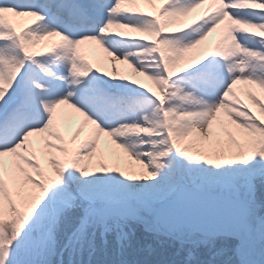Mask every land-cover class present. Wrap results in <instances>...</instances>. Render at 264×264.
<instances>
[{
  "label": "snow or ice",
  "instance_id": "1",
  "mask_svg": "<svg viewBox=\"0 0 264 264\" xmlns=\"http://www.w3.org/2000/svg\"><path fill=\"white\" fill-rule=\"evenodd\" d=\"M0 264H264V0H0Z\"/></svg>",
  "mask_w": 264,
  "mask_h": 264
},
{
  "label": "bare ground",
  "instance_id": "2",
  "mask_svg": "<svg viewBox=\"0 0 264 264\" xmlns=\"http://www.w3.org/2000/svg\"><path fill=\"white\" fill-rule=\"evenodd\" d=\"M141 7H143L145 11L150 10V6L147 5V4H142ZM204 10L207 11V8H204ZM198 11H199V9H196L192 13L188 14L187 21L191 22V20H193L195 17L197 18L199 16V15H197ZM193 13H195V14H193ZM33 19L34 18H31V17H18V18H15L17 26H18V29L30 25L33 22ZM218 38H219V31L216 32V33L211 34L210 37L208 38V41L209 42L213 41V43H215ZM58 40H59V37H48V38H45V40L43 42H41V45H44V44L50 45L51 43L56 42ZM204 45H206V44L204 43ZM84 48H85L86 55L89 58V60L93 63V66L95 68H100L102 72H105V73L109 74L110 70H108V69L112 68V64H111V62L109 60L106 59V54H104L102 52V50H99L98 46L95 45L92 42H89L88 44H86L84 46ZM201 48L205 49V48H208V46L207 45L206 46H202ZM116 63H117V68L119 69L118 70L119 72L126 71V69L127 70L132 69V68L128 69L120 61H117ZM103 69H105V70H103ZM131 73L132 72L127 73V74L123 73L122 76L129 77L131 75ZM137 82L141 83V84H144L147 87L154 86L151 83V81H149L146 77H141L140 76L139 79L137 80ZM240 86L242 87V86H245V85H240ZM241 87L238 88L239 89V95L241 96V98L246 103L249 104V106L252 108L253 111L258 112V108L251 103L250 99L247 96V87L248 86H246V89H241ZM252 87H253L254 90L259 91V89L256 86H252ZM75 126L78 127L77 118L72 114L71 110H68L66 112V116H65L64 130H65V132L68 135H75L76 129H77V127H75ZM90 130H91V126L85 125L83 127V129L79 132V135L76 137L75 143L78 144L83 139H85L89 135ZM104 142L105 141H104V138L102 136V141H101L102 145L104 144ZM72 146L74 147L75 144H73Z\"/></svg>",
  "mask_w": 264,
  "mask_h": 264
},
{
  "label": "rangeland",
  "instance_id": "3",
  "mask_svg": "<svg viewBox=\"0 0 264 264\" xmlns=\"http://www.w3.org/2000/svg\"><path fill=\"white\" fill-rule=\"evenodd\" d=\"M208 5L207 4H205L204 6H202L200 9H199V11L197 12V15H199L200 13H203V12H205V10H204V8H207L208 9ZM193 14H195V13H193ZM196 15V16H197ZM188 17V16H187ZM187 17H186V20H187ZM196 18V17H195ZM198 18V17H197ZM192 21V20H191ZM188 22H190V21H188ZM208 47H210V46H212L214 43H213V41H206V42H204ZM206 45H202V46H206ZM202 46H200V47H202ZM201 50H203L202 48H201ZM192 55L193 56H195V55H199V52L198 51H193V53H192ZM124 64V63H123ZM128 69L129 68H131L129 65H127V64H124ZM103 70H105V69H103ZM108 70H110V72H109V75L110 76H114V77H120V76H122V74L124 73V74H127V73H130V72H132L131 73V75L128 77L129 78V80H133V79H135V80H138L139 79V77L141 76V77H144V76H142L141 74H139V73H137V72H135L133 69H130V70H127L126 69V71H123V72H119L118 70V68H117V70L116 71H113V68H109ZM152 83V82H151ZM153 84V83H152ZM154 85V84H153ZM155 86V85H154ZM154 86H149V87H152L153 88V90H155V87ZM238 88H240L241 86L240 85H238L237 86ZM241 89H246V86H242L241 87ZM68 111V110H67ZM257 114H259V109H258V112H257ZM75 127H77V126H75Z\"/></svg>",
  "mask_w": 264,
  "mask_h": 264
}]
</instances>
